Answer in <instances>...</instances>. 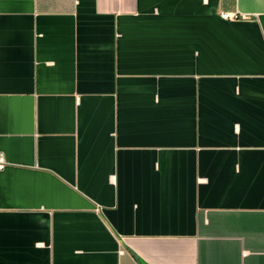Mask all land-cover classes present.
<instances>
[{
	"label": "crops",
	"instance_id": "obj_1",
	"mask_svg": "<svg viewBox=\"0 0 264 264\" xmlns=\"http://www.w3.org/2000/svg\"><path fill=\"white\" fill-rule=\"evenodd\" d=\"M0 153V264H264V0H0Z\"/></svg>",
	"mask_w": 264,
	"mask_h": 264
},
{
	"label": "built area",
	"instance_id": "obj_2",
	"mask_svg": "<svg viewBox=\"0 0 264 264\" xmlns=\"http://www.w3.org/2000/svg\"><path fill=\"white\" fill-rule=\"evenodd\" d=\"M219 16L222 19H226V20H236L241 18L240 14H238L237 12H228V11H221L219 13ZM5 166H6V161L3 155L0 153V170L3 169Z\"/></svg>",
	"mask_w": 264,
	"mask_h": 264
}]
</instances>
